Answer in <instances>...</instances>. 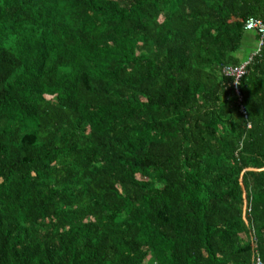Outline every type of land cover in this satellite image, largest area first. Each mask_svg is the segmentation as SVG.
<instances>
[{
	"label": "trees",
	"instance_id": "1",
	"mask_svg": "<svg viewBox=\"0 0 264 264\" xmlns=\"http://www.w3.org/2000/svg\"><path fill=\"white\" fill-rule=\"evenodd\" d=\"M252 17L0 0V264H264V42L241 103L222 74Z\"/></svg>",
	"mask_w": 264,
	"mask_h": 264
},
{
	"label": "built area",
	"instance_id": "2",
	"mask_svg": "<svg viewBox=\"0 0 264 264\" xmlns=\"http://www.w3.org/2000/svg\"><path fill=\"white\" fill-rule=\"evenodd\" d=\"M245 31L254 32L257 36V47H261L264 42V20L257 18H248L244 24ZM251 61V57L248 60L242 62L237 66H224L222 68V74L233 80L234 95L239 103L242 102L243 97L239 90V83L246 74V67ZM256 264H261L259 259H256Z\"/></svg>",
	"mask_w": 264,
	"mask_h": 264
},
{
	"label": "crops",
	"instance_id": "3",
	"mask_svg": "<svg viewBox=\"0 0 264 264\" xmlns=\"http://www.w3.org/2000/svg\"><path fill=\"white\" fill-rule=\"evenodd\" d=\"M256 34L254 32L248 31L246 35V41L244 42V48L252 49L256 46Z\"/></svg>",
	"mask_w": 264,
	"mask_h": 264
},
{
	"label": "rangeland",
	"instance_id": "4",
	"mask_svg": "<svg viewBox=\"0 0 264 264\" xmlns=\"http://www.w3.org/2000/svg\"><path fill=\"white\" fill-rule=\"evenodd\" d=\"M256 48H253L252 50L247 49V48H243L242 49V53L240 54L241 56H244L243 59L247 60L253 53L250 52H254Z\"/></svg>",
	"mask_w": 264,
	"mask_h": 264
},
{
	"label": "clouds",
	"instance_id": "5",
	"mask_svg": "<svg viewBox=\"0 0 264 264\" xmlns=\"http://www.w3.org/2000/svg\"><path fill=\"white\" fill-rule=\"evenodd\" d=\"M248 32V31H247ZM257 44V43H256Z\"/></svg>",
	"mask_w": 264,
	"mask_h": 264
}]
</instances>
